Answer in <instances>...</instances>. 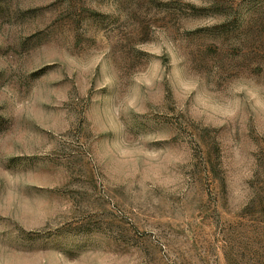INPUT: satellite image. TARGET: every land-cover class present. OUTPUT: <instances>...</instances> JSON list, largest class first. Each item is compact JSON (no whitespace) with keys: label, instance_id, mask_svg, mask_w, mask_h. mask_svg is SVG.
Here are the masks:
<instances>
[{"label":"rangeland","instance_id":"1","mask_svg":"<svg viewBox=\"0 0 264 264\" xmlns=\"http://www.w3.org/2000/svg\"><path fill=\"white\" fill-rule=\"evenodd\" d=\"M0 264H264V0H0Z\"/></svg>","mask_w":264,"mask_h":264}]
</instances>
